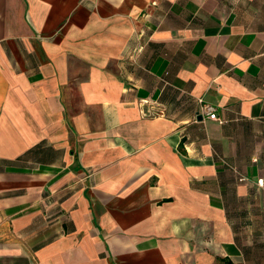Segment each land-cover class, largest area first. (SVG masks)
Returning <instances> with one entry per match:
<instances>
[{
  "label": "crops",
  "instance_id": "crops-1",
  "mask_svg": "<svg viewBox=\"0 0 264 264\" xmlns=\"http://www.w3.org/2000/svg\"><path fill=\"white\" fill-rule=\"evenodd\" d=\"M0 264H264V0H0Z\"/></svg>",
  "mask_w": 264,
  "mask_h": 264
},
{
  "label": "built area",
  "instance_id": "built-area-1",
  "mask_svg": "<svg viewBox=\"0 0 264 264\" xmlns=\"http://www.w3.org/2000/svg\"><path fill=\"white\" fill-rule=\"evenodd\" d=\"M198 101L200 102V111L204 114H206L207 117L213 118V119H218V115L216 112V108L213 104L203 101L202 98H199ZM247 178L246 176L243 175H238V180L239 181H245Z\"/></svg>",
  "mask_w": 264,
  "mask_h": 264
}]
</instances>
